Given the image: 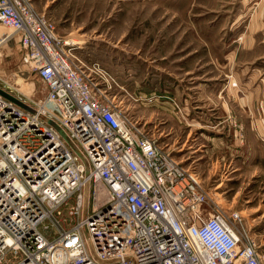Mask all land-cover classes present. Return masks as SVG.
<instances>
[{"label":"built area","instance_id":"built-area-1","mask_svg":"<svg viewBox=\"0 0 264 264\" xmlns=\"http://www.w3.org/2000/svg\"><path fill=\"white\" fill-rule=\"evenodd\" d=\"M0 25L43 87L22 98L0 75V264L263 263L240 214L217 211L32 0H0Z\"/></svg>","mask_w":264,"mask_h":264},{"label":"rangeland","instance_id":"rangeland-1","mask_svg":"<svg viewBox=\"0 0 264 264\" xmlns=\"http://www.w3.org/2000/svg\"><path fill=\"white\" fill-rule=\"evenodd\" d=\"M32 3L54 24L57 35L78 42L74 57L98 62L118 77L123 88L116 91L117 100L199 174L217 211L240 214L239 227L254 238L264 264V132L245 137L244 124L227 115L230 129L217 137V85L229 80L217 74V25L227 26L221 18L230 10H217V0ZM8 32L0 25V75L13 95L37 101L42 84L21 62L20 38L3 42ZM73 203L74 196L69 200Z\"/></svg>","mask_w":264,"mask_h":264},{"label":"crops","instance_id":"crops-1","mask_svg":"<svg viewBox=\"0 0 264 264\" xmlns=\"http://www.w3.org/2000/svg\"><path fill=\"white\" fill-rule=\"evenodd\" d=\"M218 9L230 12L221 18L227 26L217 25V74L229 79L217 85V137L230 129L231 115L244 124L245 137L256 138L264 132V0H217Z\"/></svg>","mask_w":264,"mask_h":264},{"label":"bare ground","instance_id":"bare-ground-1","mask_svg":"<svg viewBox=\"0 0 264 264\" xmlns=\"http://www.w3.org/2000/svg\"><path fill=\"white\" fill-rule=\"evenodd\" d=\"M3 27V26H2ZM69 44H73V45H77L78 44V42L75 40V39H71V42H69ZM27 92V91H26ZM28 93V92H27ZM25 94V93H24ZM87 190H88V187L85 189V191L84 192H87ZM86 199H87V194H85V201H86Z\"/></svg>","mask_w":264,"mask_h":264},{"label":"water","instance_id":"water-1","mask_svg":"<svg viewBox=\"0 0 264 264\" xmlns=\"http://www.w3.org/2000/svg\"><path fill=\"white\" fill-rule=\"evenodd\" d=\"M1 94H4L3 92L0 91ZM56 127V126H55ZM57 130L65 137V135L63 134V132L59 129V127H56Z\"/></svg>","mask_w":264,"mask_h":264}]
</instances>
